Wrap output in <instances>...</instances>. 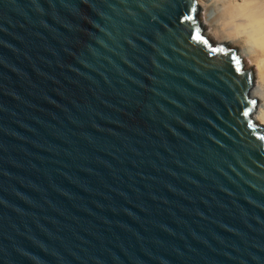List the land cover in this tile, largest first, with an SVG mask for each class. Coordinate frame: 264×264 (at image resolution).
Masks as SVG:
<instances>
[{
	"label": "water",
	"instance_id": "95a60500",
	"mask_svg": "<svg viewBox=\"0 0 264 264\" xmlns=\"http://www.w3.org/2000/svg\"><path fill=\"white\" fill-rule=\"evenodd\" d=\"M198 6L0 0V264H264L252 75Z\"/></svg>",
	"mask_w": 264,
	"mask_h": 264
},
{
	"label": "bare ground",
	"instance_id": "6f19581e",
	"mask_svg": "<svg viewBox=\"0 0 264 264\" xmlns=\"http://www.w3.org/2000/svg\"><path fill=\"white\" fill-rule=\"evenodd\" d=\"M199 3L203 5L201 22L208 26L204 37L211 33L216 38L215 45H240L237 56L254 68L250 95L257 108L251 118L264 135V0H198Z\"/></svg>",
	"mask_w": 264,
	"mask_h": 264
},
{
	"label": "rangeland",
	"instance_id": "374dc122",
	"mask_svg": "<svg viewBox=\"0 0 264 264\" xmlns=\"http://www.w3.org/2000/svg\"><path fill=\"white\" fill-rule=\"evenodd\" d=\"M202 12H203V5L199 3L198 11H197V14L196 15H197V19H198V21H199V23H200V25L202 27L203 33H206V31L208 32V26L202 24V22H201ZM205 37L209 41H211L212 43H214V44L216 43V40H215L216 38L211 33L209 35H206ZM223 45H225L229 49H235L236 50V53L240 49V45H238L236 43L223 44ZM237 55H238V53H237ZM240 59L242 60L244 69L250 70L251 73H252V76L254 78V68L248 63V61L246 59H244V58H240ZM258 125L261 126L260 124H258ZM261 127H263V129H264V126H261Z\"/></svg>",
	"mask_w": 264,
	"mask_h": 264
},
{
	"label": "snow or ice",
	"instance_id": "6c2138e0",
	"mask_svg": "<svg viewBox=\"0 0 264 264\" xmlns=\"http://www.w3.org/2000/svg\"><path fill=\"white\" fill-rule=\"evenodd\" d=\"M235 62H236V63H240L239 57H236V58H235ZM249 76H250V74H249ZM252 103L254 104L255 101H253Z\"/></svg>",
	"mask_w": 264,
	"mask_h": 264
}]
</instances>
